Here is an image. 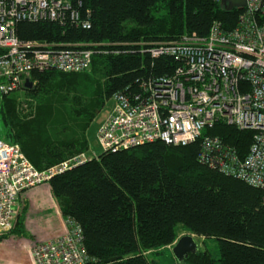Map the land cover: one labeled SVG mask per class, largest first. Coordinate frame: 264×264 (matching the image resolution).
I'll return each instance as SVG.
<instances>
[{
	"label": "trees",
	"instance_id": "1",
	"mask_svg": "<svg viewBox=\"0 0 264 264\" xmlns=\"http://www.w3.org/2000/svg\"><path fill=\"white\" fill-rule=\"evenodd\" d=\"M72 4L81 24L19 21L16 36L24 43L94 44L106 53L95 55L86 72L28 74L30 120L20 115L17 94L0 97V138L19 145L39 171L87 151L88 128L115 93L174 72L175 59L153 57V45L183 34L204 38L215 22L231 30L242 12L227 10L221 0ZM202 135L218 137L243 158L253 134L217 123ZM199 148V141L177 147L156 141L100 152L48 184L63 218L80 226L83 246L97 264L111 258L116 260L109 264H160L157 256L177 240L179 228L202 238L203 246L180 264H264V189L203 164Z\"/></svg>",
	"mask_w": 264,
	"mask_h": 264
},
{
	"label": "built area",
	"instance_id": "2",
	"mask_svg": "<svg viewBox=\"0 0 264 264\" xmlns=\"http://www.w3.org/2000/svg\"><path fill=\"white\" fill-rule=\"evenodd\" d=\"M72 1L0 0V97L22 90L33 71L86 72L95 55L106 53L94 44L24 43L16 36L19 21L81 24ZM149 52L174 58V72L112 96L111 113L97 131L100 152L156 141L176 147L199 141L203 164L264 189V0H246L231 30L215 22L204 38L183 34ZM217 123L252 132L245 157L218 137L202 135ZM85 161L74 156L39 171L18 145L0 139V237L15 230L16 208L25 192ZM63 224L60 235L32 244L31 264H97L83 246L80 226L71 218Z\"/></svg>",
	"mask_w": 264,
	"mask_h": 264
},
{
	"label": "crops",
	"instance_id": "3",
	"mask_svg": "<svg viewBox=\"0 0 264 264\" xmlns=\"http://www.w3.org/2000/svg\"><path fill=\"white\" fill-rule=\"evenodd\" d=\"M25 81H28L27 77L25 78ZM24 84H23L22 90L15 91L10 95H13V94L20 95L22 91L24 92V88H25ZM110 102L113 107V103L111 99H110ZM112 107L110 108V112L104 116L103 118L104 120L101 122V124L110 115ZM102 112H103V109L97 115V117ZM100 125L97 127V130H96V134H95L96 141H97V131ZM87 153H92L90 147H89V150L87 149ZM85 159L89 160V158L87 157H85ZM51 196H52V193H51L49 184L41 185L37 188H34L24 193L22 205H21L22 207L20 208V206H17L16 208L18 209L17 211L18 214L16 217L15 230L17 228L19 233L18 232L14 233L15 232L14 230L7 237H0V252L2 251L4 243L8 244V246L5 248V251L6 252L9 251L10 254L16 255V256H18L19 253L21 254L20 252L21 248L23 249V247H26L27 251L24 250V255L29 259V261H31L30 260V249H31L32 244L36 240L37 241L49 240L53 237H56L59 233H61L64 230V224H63L64 218L61 214V211H58L56 207L50 205ZM15 236L17 237L21 236V238L24 239V244H22L21 242L17 243L16 241L11 240L12 238L14 239ZM25 253H27V255ZM1 258L3 260L0 264H5V261L9 259V257H5V255H3ZM10 260L11 259H9L8 261Z\"/></svg>",
	"mask_w": 264,
	"mask_h": 264
},
{
	"label": "rangeland",
	"instance_id": "4",
	"mask_svg": "<svg viewBox=\"0 0 264 264\" xmlns=\"http://www.w3.org/2000/svg\"><path fill=\"white\" fill-rule=\"evenodd\" d=\"M29 102H31V101H29V99L26 97L25 92L22 91L21 94L18 95V106H19L20 115L24 117L23 118L24 120H28L34 114V109H33L34 102L30 103V104H33V107L30 106ZM111 107H112L111 102L110 101L106 102L105 106L103 108V112L92 122V124L88 128V131L86 133V140H87V143H88V150H89V147H90L92 153H87V151H83V152L79 153L77 156H81V157H84V158L87 157V158L90 159V157L93 158V157H96V156H98L100 154V148L97 145L95 134H96L97 127L104 120L103 119L104 116L107 115L110 112V108ZM1 131H3V125H2V122L0 120V134H1ZM22 200H23V196L19 199V202H18V206H20V208L22 207L21 206L22 205ZM50 205L56 207V209L58 211H60L59 205H58L57 201L54 199L53 196H51ZM61 233H59L58 235H60ZM9 234L10 233L4 235V237H7ZM184 235H190V234H188V232L183 231L181 228H179L177 239L182 237V236H184ZM192 236L195 239V241L197 242V244L199 246V249H203V246H202V243H201L202 238H198V237H196L194 235H192ZM11 240L16 241L17 243L21 242L22 244H24V239H22L21 236H19V237L15 236L14 239L12 238ZM175 242L171 246H168L164 250L160 251V254L157 256V259L160 262V264H177L175 262V258L173 257L172 251H171L172 247L175 244ZM7 246H8L7 243L3 244V248H2L3 252L2 251L0 252V263L3 260L1 257L3 255H5V257H9V259H11L10 261H8L9 259L7 261H5V264H20V263H22V264H31V261H29V259L24 255V250L27 251L26 247H23V245H22L23 249L21 248V250H20L22 255L19 253L18 256H16V255L10 254L9 251L8 252L5 251V248ZM208 247H209V249H210V251L212 252L213 255L217 254V248H216L215 244L213 245L212 243H208ZM27 253H25V254L27 255ZM20 260H21V262H20Z\"/></svg>",
	"mask_w": 264,
	"mask_h": 264
},
{
	"label": "water",
	"instance_id": "5",
	"mask_svg": "<svg viewBox=\"0 0 264 264\" xmlns=\"http://www.w3.org/2000/svg\"><path fill=\"white\" fill-rule=\"evenodd\" d=\"M221 3L227 10H231L233 8H244L246 0H221ZM31 83L25 81L24 87L30 88ZM198 249V244L192 235H184L177 239L174 246L172 247V255L175 258L178 264L183 263L189 254L196 253ZM116 259L111 258L104 260L103 264H109L114 262Z\"/></svg>",
	"mask_w": 264,
	"mask_h": 264
}]
</instances>
